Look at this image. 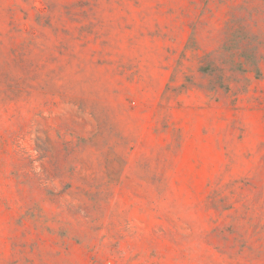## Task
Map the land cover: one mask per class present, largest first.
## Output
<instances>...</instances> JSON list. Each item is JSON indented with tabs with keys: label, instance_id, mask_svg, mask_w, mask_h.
<instances>
[{
	"label": "rangeland",
	"instance_id": "1",
	"mask_svg": "<svg viewBox=\"0 0 264 264\" xmlns=\"http://www.w3.org/2000/svg\"><path fill=\"white\" fill-rule=\"evenodd\" d=\"M0 264H264V0H0Z\"/></svg>",
	"mask_w": 264,
	"mask_h": 264
}]
</instances>
